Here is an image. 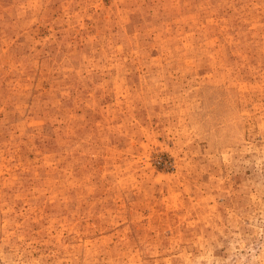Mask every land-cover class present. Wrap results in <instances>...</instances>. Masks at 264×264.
I'll return each instance as SVG.
<instances>
[{
	"label": "rangeland",
	"instance_id": "374dc122",
	"mask_svg": "<svg viewBox=\"0 0 264 264\" xmlns=\"http://www.w3.org/2000/svg\"><path fill=\"white\" fill-rule=\"evenodd\" d=\"M0 264H264V0H0Z\"/></svg>",
	"mask_w": 264,
	"mask_h": 264
}]
</instances>
